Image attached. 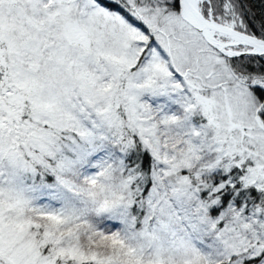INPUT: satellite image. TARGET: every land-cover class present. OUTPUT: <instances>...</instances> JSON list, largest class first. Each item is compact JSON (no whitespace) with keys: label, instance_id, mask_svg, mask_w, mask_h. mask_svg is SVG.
I'll return each instance as SVG.
<instances>
[{"label":"snow or ice","instance_id":"6c2138e0","mask_svg":"<svg viewBox=\"0 0 264 264\" xmlns=\"http://www.w3.org/2000/svg\"><path fill=\"white\" fill-rule=\"evenodd\" d=\"M0 264H264V0H0Z\"/></svg>","mask_w":264,"mask_h":264}]
</instances>
